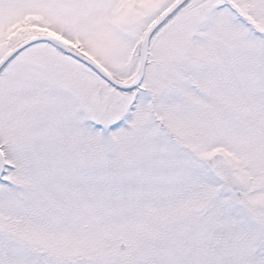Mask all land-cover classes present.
<instances>
[{"label": "snow or ice", "instance_id": "6c2138e0", "mask_svg": "<svg viewBox=\"0 0 264 264\" xmlns=\"http://www.w3.org/2000/svg\"><path fill=\"white\" fill-rule=\"evenodd\" d=\"M0 264H264V0H0Z\"/></svg>", "mask_w": 264, "mask_h": 264}]
</instances>
